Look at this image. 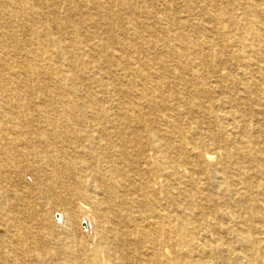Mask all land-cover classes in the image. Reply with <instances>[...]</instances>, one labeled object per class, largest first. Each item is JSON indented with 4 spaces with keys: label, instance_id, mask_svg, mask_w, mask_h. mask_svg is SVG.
<instances>
[{
    "label": "bare ground",
    "instance_id": "obj_1",
    "mask_svg": "<svg viewBox=\"0 0 264 264\" xmlns=\"http://www.w3.org/2000/svg\"><path fill=\"white\" fill-rule=\"evenodd\" d=\"M200 1L210 33L179 0H0V264H264V0Z\"/></svg>",
    "mask_w": 264,
    "mask_h": 264
},
{
    "label": "rangeland",
    "instance_id": "obj_2",
    "mask_svg": "<svg viewBox=\"0 0 264 264\" xmlns=\"http://www.w3.org/2000/svg\"><path fill=\"white\" fill-rule=\"evenodd\" d=\"M188 1L189 0H179V3L182 4L181 7H183V10H185L184 9V6H187L188 4H191L192 5V7H189V5H188L189 10H188V12L185 11V14L186 15H189V16L196 15V14H198L200 12L202 13V10L205 9L204 4L200 0H194V3H188ZM213 9L214 8H212V10ZM182 16L184 17L183 13H182ZM190 20H192L191 22L195 26H197L198 24H201L204 28H206V29L209 30L208 32H205V33H210L211 32L210 29L213 27L212 24H214V22L211 23L210 20H208L207 18H203V16H200V17L199 16L198 17L192 16L190 18ZM202 36L203 35H201V34L198 35V37H202ZM216 45H218L217 42H216ZM216 48H218V47H216ZM250 150L253 153H255L253 146H252V148ZM29 177L30 176L28 175L27 176V179H28L27 180L28 181L27 183H30V186L32 187L33 184H31V183H33V182H32L31 177L30 178ZM14 180H16V178H14ZM10 190H17V188H15V186H12V185L3 184L0 181V206H2L9 199H11L10 197L12 195L9 194V192H8ZM6 191H7V193H6ZM0 210H2V209H0ZM54 215H55V212L53 210H50V212L48 213V216L47 217H48L49 220H51ZM56 216H60V213H57ZM82 217H83V214H82V216H81V213H79V212L76 214V217L74 219V231H75V235H76V238L77 239L87 241V240L90 239V237H92V234L94 232V228H93V226H90V224H89L88 221H81ZM254 237H256V235H254ZM3 240H5V225H4L3 222H0V243L3 242ZM211 240L215 242V238L212 237V236H211ZM229 241L232 242V243H236V239L233 236H231L229 238ZM235 250H236L235 251L236 252L235 253L236 255H240L241 254L240 250H238V249H235ZM218 251L219 250H216L215 251L216 253H218L217 256L220 255ZM178 260H179V263H181V264H188L191 261H192L191 263H196V261L201 260V259L198 256L192 257L190 259V256L186 252H184L180 256H178ZM191 263H189V264H191ZM219 263L227 264L229 262H225L224 261V258L222 256L220 258V260H219Z\"/></svg>",
    "mask_w": 264,
    "mask_h": 264
}]
</instances>
